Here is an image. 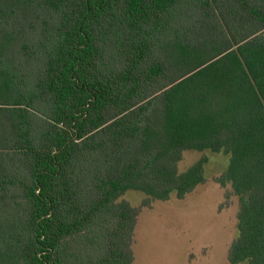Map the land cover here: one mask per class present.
I'll list each match as a JSON object with an SVG mask.
<instances>
[{"label": "trees", "instance_id": "1", "mask_svg": "<svg viewBox=\"0 0 264 264\" xmlns=\"http://www.w3.org/2000/svg\"><path fill=\"white\" fill-rule=\"evenodd\" d=\"M189 149L230 156L228 259L264 264V0H0V264H134Z\"/></svg>", "mask_w": 264, "mask_h": 264}, {"label": "rangeland", "instance_id": "2", "mask_svg": "<svg viewBox=\"0 0 264 264\" xmlns=\"http://www.w3.org/2000/svg\"><path fill=\"white\" fill-rule=\"evenodd\" d=\"M202 156H207L205 183L184 198L173 193L168 200L156 199L152 207L142 209L136 227L134 264H232L228 249L238 235V196L227 197L231 185L222 186L214 180L228 167L230 156L211 150H185L179 172ZM145 196L142 190L128 189L121 199L138 206Z\"/></svg>", "mask_w": 264, "mask_h": 264}]
</instances>
